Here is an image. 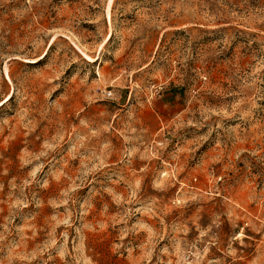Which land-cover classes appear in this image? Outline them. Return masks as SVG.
I'll use <instances>...</instances> for the list:
<instances>
[{"label":"rangeland","instance_id":"374dc122","mask_svg":"<svg viewBox=\"0 0 264 264\" xmlns=\"http://www.w3.org/2000/svg\"><path fill=\"white\" fill-rule=\"evenodd\" d=\"M0 264H264V0H0Z\"/></svg>","mask_w":264,"mask_h":264}]
</instances>
